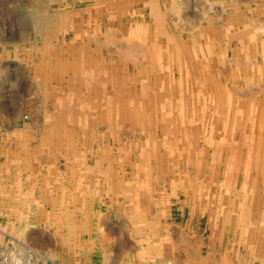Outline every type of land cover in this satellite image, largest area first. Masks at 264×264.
<instances>
[{
	"label": "rangeland",
	"instance_id": "374dc122",
	"mask_svg": "<svg viewBox=\"0 0 264 264\" xmlns=\"http://www.w3.org/2000/svg\"><path fill=\"white\" fill-rule=\"evenodd\" d=\"M32 1L0 0V264H264V0H253V3L252 0H240L241 3L234 0L236 4L233 0H47L39 4ZM41 15L50 16V29L36 25L35 17ZM160 27L166 34L163 35ZM251 33L254 39L247 37ZM104 34H108V38L111 36L114 43ZM112 47L116 48L115 52ZM126 50L132 51L131 54L125 53ZM78 63L80 74L74 71ZM92 93L95 102L91 101V104L96 106V113L91 115L94 114L96 121L89 119L86 124L95 132L90 140L86 139L85 127L81 129L84 124L78 128L70 123L52 122V118L63 113L87 120V112L81 105L90 102L87 97ZM125 102L131 103V107L128 108ZM197 108L200 113L196 112ZM97 109L105 115L114 114L112 109L119 111L120 120L109 125L100 123L96 118L100 116ZM132 111L144 114L146 123L140 121V124L138 120L125 122L121 114ZM152 128L155 136L145 142L143 133H149ZM79 129L81 132L75 137V144L73 135ZM16 135L21 136L18 141ZM217 137H222L221 143ZM136 140L143 144L132 153ZM168 142L175 144L177 151L174 150V154L169 152ZM222 148L233 149L228 154L229 160L235 156L226 167L220 164L225 154L218 155ZM155 149L159 154L151 155ZM195 167H200L199 172H193ZM124 168L126 171L121 174L120 169ZM189 180H193L192 184L187 183ZM50 198L58 205L66 204L68 210L65 212L74 214L68 218L63 216L61 209L47 205L52 203ZM103 200L109 202L102 203ZM78 201L81 202L79 211L74 209ZM112 233L119 239L114 237L116 241L112 240ZM103 247L107 249L103 251Z\"/></svg>",
	"mask_w": 264,
	"mask_h": 264
},
{
	"label": "bare ground",
	"instance_id": "6f19581e",
	"mask_svg": "<svg viewBox=\"0 0 264 264\" xmlns=\"http://www.w3.org/2000/svg\"><path fill=\"white\" fill-rule=\"evenodd\" d=\"M43 1H47V0H39L38 2H37L36 0H33L31 3H33V4H39L40 2H43ZM125 1H126V0H125ZM173 1H174V0H173ZM175 1H176V0H175ZM181 1H182V0H181ZM228 1H229V0H228ZM233 1H234V0H233ZM238 1H240V0H238ZM243 1H244V0H243ZM250 1H251V0H250ZM250 1H249V2H250ZM48 2H49V1H48ZM63 2H64V1H63ZM179 2H180V1H179ZM216 2H217V1H216ZM225 2H227V1H225ZM29 3H30V2H29ZM45 3H46V2H45ZM150 3H151V2H149V4H150ZM163 3H164V2H163ZM175 3H176V2H175ZM182 3H183V2H182ZM186 3H187V2H186ZM212 3H214V2H212ZM230 3H231V2H230ZM240 3H241V1H240ZM252 3H253V0H252ZM41 4H42V3H41ZM102 4H104V3H102ZM123 4H124V3H123ZM155 4H156V3H155ZM176 4H177V3H176ZM234 4H236L235 1H234ZM237 4H238V3H237ZM242 4H245V2H244V3L242 2ZM246 4H247V3H246ZM246 4H245V5H246ZM249 4H250V3H249ZM46 5H47V4H46ZM46 5H45V6H46ZM83 5H86V4H83ZM99 5H100V4H99ZM119 5H120V4H119ZM168 5L170 6V3H169ZM220 5H221V4H220ZM223 5H224V4H223ZM229 5H230V4H229ZM34 6H35V5H34ZM40 6L43 8L42 5H40ZM90 6H91V5H90ZM114 6H116V5H114ZM129 6H130V5H129ZM176 6H177V5H176ZM179 6H181V5L179 4ZM208 6H209V5H208ZM231 6H232V5H231ZM233 6H234V5H233ZM235 6H236V5H235ZM250 6H251V5H250ZM77 7H78V6H77ZM82 7H83V6H82ZM84 7H85V6H84ZM94 7H95V6H94ZM147 7H148V6H147ZM151 7H152V6H151ZM154 7H155V6H154ZM219 7H220V6H219ZM39 8H40V7H39ZM91 8H92V7H91ZM108 8H109V7H108ZM126 8H127V7H126ZM155 8H156V7H155ZM184 8H185V7H184ZM226 8H227V7H226ZM33 9H34V7H33ZM33 9L31 10V12H34ZM95 9H96V8H95ZM152 9H153V8H152ZM168 9H169V8H168ZM174 9H176L175 6H174ZM180 9H181V8H180ZM208 9L210 10V6H209ZM245 9H246V8H245ZM248 9H249V8H248ZM34 10H35V9H34ZM42 10H43V9H42ZM58 10H59V9H58ZM100 10H101V9H100ZM154 10H155V9H154ZM165 10H167V9H165ZM211 10H212V9H211ZM258 10H259V9H258ZM38 11H39V10H38ZM40 11H41V9H40ZM44 11H45V10H44ZM156 11L158 12L159 10H156ZM174 11H175V12L177 11V12L179 13L178 10H174ZM206 11H208V10H206ZM246 11H247V10H246ZM63 12H64V11H63ZM67 12H68V11H67ZM82 12H84V11H82ZM87 12H88V11H87ZM97 12H98V11H97ZM97 12H96V13H97ZM107 12H108V11H107ZM107 12H106V13H107ZM113 12H114V11H113ZM125 12H126V11L124 10V13H125ZM142 12H143V11H142ZM144 12H145V11H144ZM162 12H163V11H162ZM166 12H167V11H166ZM166 12H164V13H166ZM184 12H185V11H184ZM212 12H213V11H212ZM217 12H218V11H217ZM221 12H222V11H221ZM248 12H249V11H248ZM65 13H66V12H65ZM85 13H86V10H85ZM103 13H104V12H103ZM128 13H129V12H128ZM130 13H131V11H130ZM170 13H172V12H170ZM173 13H174V12H173ZM178 13H177V14H178ZM235 13H238V12L236 11ZM42 14H43V13H42ZM60 14H61V13H60ZM67 14H68V13H67ZM86 14H87V13H86ZM159 14H160V13H159ZM185 14H186V12H185ZM191 14H192V13H191ZM194 14H195V13H194ZM196 14H197V13H196ZM218 14H219V13H218ZM36 15H37V13H36ZM47 15H48V14H47ZM52 15H53V14H52ZM91 15H92V14H91ZM103 15H105V13H104ZM143 15H144V14H143ZM160 15H161V14H160ZM171 15H174V14H171ZM175 15H176V14H175ZM216 15H217V14H216ZM219 15H220V14H219ZM219 15H218V16H219ZM244 15H245V14H244ZM248 15H249V14H248ZM57 16H58V15H57ZM72 16H73V15H72ZM72 16H71V17H72ZM105 16H106V15H105ZM128 16H129V15H128ZM130 16H131V15H130ZM162 16H163V13H162ZM162 16H161V17H162ZM194 16H195V15H194ZM199 16H200V15H199ZM203 16H204V15H203ZM221 16H222V14H221ZM231 16H232V15H231ZM236 16H237V15H236ZM60 17H62V16H60ZM71 17H70V18H71ZM73 17H74V16H73ZM75 17H76V16H75ZM107 17H108V16H107ZM107 17H106V18H107ZM150 17H151V16H150ZM173 17H174V16H173ZM182 17H183V16H182ZM201 17H202V16H201ZM210 17H211V15H210ZM219 17H220V16H219ZM229 17H230V16H229ZM35 18H36V25H37V26H39V27H43V28H47V27L49 28V26H50V24H51V20L49 19L50 16L48 17V16L45 15V17H44V16L41 15V16H37V17H35ZM35 18H34V19H35ZM70 18H69V19H70ZM100 18H101V17H100ZM111 18H112V17H111ZM113 18H114V17H113ZM129 18H130V17H129ZM136 18H137V16H136ZM165 18H166V17H165ZM168 18H170V17H168ZM171 18H172V16H171ZM179 18H180V15H179ZM186 18H187V17H186ZM186 18H184V20H185ZM194 18H195V17H194ZM194 18H193V19H194ZM196 18H198V17H196ZM202 18H203V17H202ZM202 18H201V19H202ZM215 18H216V17H215ZM221 18H223V17H221ZM227 18H228V17H227ZM241 18H242V17H241ZM108 19H109V18H108ZM120 19H121V18H120ZM123 19H124V18H123ZM125 19H126V18H125ZM149 19H150V18H149ZM182 19H183V18H182ZM201 19L199 18V20H201ZM217 19H218V18H217ZM219 19H220V18H219ZM231 19H232V18H231ZM234 19H235V18H234ZM87 20H88V19H86V23H88ZM93 20H94V19H93ZM96 20H97V19H96ZM127 20H128V19H127ZM140 20H141V19H140ZM162 20H163V19H162ZM166 20L168 21V19H166ZM169 20H170V19H169ZM178 20H179V19H178ZM195 20H196V19H195ZM220 20H221V19H220ZM134 21H135V20H134ZM147 21H148V20H147ZM147 21H146V22H147ZM216 21H217V20H216ZM218 21H219V20H218ZM218 21H217V22H218ZM245 21H246V20H245ZM260 21H261V20H260ZM63 22H64V21H63ZM69 22H70V21H69ZM93 22H94V21H93ZM100 22H101V21H100ZM104 22H105V21H104ZM141 22H142V21H141ZM155 22H158V23L160 24V21H155ZM180 22H181V23H184V22H182V21H180ZM189 22H190V21H189ZM191 22H192V21H191ZM210 22H211V21H210ZM213 22H215V21H213ZM220 22H221V21H220ZM70 23H71V22H70ZM138 23H139V22H138ZM143 23H144V22H143ZM147 23H148V22H147ZM161 23H163V21H162ZM171 23H173V21H172ZM171 23H170V24H171ZM181 23H180V25H181ZM192 23H193V24H194V23L196 24L195 21L192 22ZM199 23H200V22H199ZM199 23L197 22V24H199ZM201 23H202V22H201ZM211 23H212V22H211ZM229 23H230V22H229ZM251 23H252V22H251ZM72 24H73V23H72ZM72 24H71V26H72ZM93 24H94V23H93ZM98 24H99V23H98ZM152 24H153V23H152ZM220 24H221V23H220ZM220 24H219V25H220ZM258 24H259V23H258ZM58 25H59V23H58ZM103 25H104V24H103ZM191 25H192V24H191ZM222 25H223V24H222ZM60 26H61V25H60ZM96 26L98 27L97 24H96ZM96 26L94 25V27H96ZM112 26H113V25H112ZM151 26H152V25H151ZM174 26H176V25H174ZM178 26H179V25H178ZM181 26H182V25H181ZM235 26H236V25H235ZM235 26H234V28H235ZM245 26H246V24H245ZM251 26H252V25H251ZM256 26H257V25H256ZM39 27H38V28H39ZM56 27H57V26H56ZM85 27H86V26H85ZM94 27H93V29H95ZM161 27H162V26H161ZM161 27H160V28H161ZM176 27H177V26H176ZM185 27H186V24H185ZM188 27H189V24H188ZM192 27H193V25H192ZM195 27H196V26H195ZM195 27H194V29H195ZM222 27H223V26H222ZM225 27H226V26H225ZM225 27H224V28H225ZM65 28H66V27H65ZM67 28H69V26H68ZM67 28L64 29V30H67ZM89 28H90V27H89ZM183 28H184V27H183ZM183 28H182V29H183ZM49 29H50V28H49ZM56 29H57V28H56ZM101 29H102V28H101ZM106 29H108V28H106ZM106 29H104V31H105ZM110 29H111V28H110ZM114 29H115V28H114ZM161 29H162L163 35L166 34V33H164L163 28H161ZM175 29H176V28H175ZM177 29H178V28H177ZM186 29H187V28H186ZM190 29H191V28H190ZM232 29H233V28H232ZM242 29H244V28H242ZM59 30H60V29H59ZM80 30H81V29H80ZM84 30H85V29H84ZM84 30H82V33H83V34H85V32H83ZM102 30H103V29H102ZM108 30H109V29H108ZM111 30H112V29H111ZM169 30H170V29H169ZM187 30H188V29H187ZM197 30H198V29H197ZM226 30H227V29H226ZM236 30H237V29H236ZM45 31H46V30H45ZM47 31H49V30H47ZM71 31H72V30H71ZM106 31H107V30H106ZM152 31H153V30H152ZM184 31H186V30H184ZM188 31H189V30H188ZM192 31H193V30H192ZM237 31H238V30H237ZM258 31H260V30H258ZM108 32H110V31H108ZM115 32H117V31H115ZM160 32H161V31H160ZM162 32H161V33H162ZM189 32H190V31H189ZM20 33H21V32H20ZM100 33H101V32H100ZM106 33H107V32H106ZM106 33H105V34H106ZM168 33H169V32H168ZM186 33H187V32H186ZM193 33H194V32H193ZM230 33H231V32H230ZM230 33H229V34H230ZM21 34H22V33H21ZM40 34H41V31H40ZM52 34H53V33H52ZM52 34H51V36H52ZM94 34H97V33H94ZM105 34H104V35H105ZM110 34H111V33H110ZM118 34H119V33H118ZM121 34H122V33H121ZM229 34H228V35H229ZM252 34H253V33H251V35H250V36H247V37H251V36H252V38H253V35H252ZM23 35H24V34H23ZM46 35H47V34H46ZM137 35H138V34H137ZM156 35H157V34H156ZM161 35H162V34H161ZM175 35H176V34H175ZM195 35H196V34H195ZM261 35H262V33H261ZM73 36H74V35H73ZM77 36H78V34H77ZM86 36H87V35H86ZM92 36H93V35H92ZM99 36H100V35H99ZM107 36H109V35L107 34ZM107 36L105 35L106 38H108ZM115 36H116V35H115ZM117 36H118V35H117ZM203 36H204V35H203ZM23 37H24V36H23ZM75 37H76V36H75ZM84 37H85V36H84ZM105 37H104V38H105ZM118 37H119V36H118ZM159 37H160V36H159ZM166 37H168V36H166ZM207 37H208V36H207ZM0 38H1V37H0ZM56 38H57V37H56ZM93 38H94V36H93ZM102 38H103V35H102ZM110 38H111V36L108 38L109 40H108V39H107V40L110 41V40H111ZM112 38L116 39V37H112ZM121 38H122V37H121ZM125 38H126V37H125ZM155 38H156V37H155ZM162 38H163V36H162ZM168 38H169V40L172 39V38L170 39V37H168ZM75 39H76V38H75ZM144 39H145V36H144ZM165 39H166V38H165ZM186 39H187V38H186ZM249 39H250V38H249ZM253 39H254V38H253ZM253 39H252V41H254ZM259 39L261 40V38H259ZM62 40H63V39H62ZM72 40H73V39H72ZM86 40H87V38H86ZM98 40H99V38H98ZM107 40H103V41L107 42ZM118 40H119V39H118ZM121 40H122V39H121ZM123 40H125V39H123ZM169 40H168V42H169ZM54 41H55V40H54ZM59 41H60V40H59ZM111 41H112V43H114L113 40H111ZM111 41H110V42H111ZM119 41H120V40H119ZM119 41H118V42H119ZM131 41H132V40H131ZM149 41H150V40H149ZM166 41H167V40H166ZM166 41H165V43H166ZM188 41H189V40H188ZM213 41H214V40H213ZM238 41L241 43L240 40H238ZM238 41H237V43H238ZM48 42H49V41H48ZM56 42H57V41H56ZM81 42H83V41H81ZM92 42H94V41H92ZM134 42H135V41H134ZM173 42H174V41H173ZM173 42H172V43H173ZM195 42H196V41H195ZM215 42H216V41H215ZM70 43H73V42H70ZM124 43H126V42H124ZM130 43H131V42H130ZM172 43H171V44H172ZM189 43H190V42H189ZM224 43H225V42H224ZM240 43H238V44H240ZM245 43H246V42H245ZM259 43H262V41L259 42ZM97 44L99 45V43H97ZM106 44H107V43H106ZM109 44H110V43H109ZM136 44H137V43H136ZM143 44H144V43H143ZM173 44H175V43H173ZM173 44H172V45H173ZM185 44H186V43H185ZM50 45H51V44H50ZM87 45H88V44H87ZM100 45H101V44H100ZM112 45L114 46V44H112ZM115 45H116V42H115ZM120 45H121V44H120ZM122 45H123V44H122ZM122 45H121V46H122ZM124 45H125V44H124ZM124 45H123V46H124ZM157 45H158V44H157ZM159 45H160V44H159ZM236 45H237V44H236ZM260 45H261V44H260ZM263 45H264V44H263ZM102 46H103V45H102ZM109 46H111V45H109ZM135 46H136V45H135ZM138 46H139V45H138ZM190 46H191V44H190ZM205 46H206V45H205ZM258 46H259V45H258ZM98 47H99V46H98ZM105 47H106V46H105ZM114 47H115V46H114ZM117 47H118L119 50H120V46H117ZM124 47H125V46H124ZM126 47H127V44H126ZM143 47H145V46L143 45ZM73 48H74V47H73ZM93 48H94V47H93ZM101 48H102V47H101ZM112 48H113V47H112ZM112 48H110V49H112ZM127 48H128V47H127ZM130 48H131V47H130ZM173 48H174V46H173ZM200 48H201V47H200ZM259 48H260V47H259ZM45 49H46V47H45ZM104 49H105V48H104ZM107 49H109V47H108ZM113 49H114V52H115V51H116V50H115L116 48H113ZM133 49H134V47H133ZM140 49H141V47H140ZM246 49H247V48H246ZM52 50H54V49H52ZM85 50H86V49H85ZM87 50H88V49H87ZM105 50H106V49H105ZM144 50H145V52H146V49H144ZM170 50H171V49H170ZM198 50H199V49H198ZM207 50H208V49H207ZM78 51H79V50H78ZM108 51H109V50H108ZM120 51H121V53H122V50H120ZM134 51H135V50H134ZM142 51H143V50H142ZM174 51H175V50H174ZM177 51H178V50H177ZM193 51H194V50H193ZM199 51H200V50H199ZM247 51H248V50H247ZM262 51H263V50H262ZM111 52H112V50H111ZM114 52H113V53H114ZM117 52H118V51H117ZM128 52H129V50H128ZM128 52H127V50L125 51V53H128ZM130 52H132V51H130ZM130 52H129V54H131ZM138 52H139V50H138ZM229 52H230V51H229ZM51 53H53V52H51ZM86 53H88V52H86ZM136 53H137V49H136ZM140 53H141V52H140ZM156 53H157V52H156ZM158 53H159V52H158ZM246 53H247V52H246ZM262 53H263V52H262ZM262 53H261V54H262ZM116 54H118V53H116ZM123 54H124V53H123ZM123 54H122V56H124ZM137 54H138V53H137ZM144 54H145V53H144ZM146 54H147V53H146ZM163 54H164V53H163ZM178 54H179V53H178ZM100 55H101V54H100ZM100 55H99V56H100ZM111 55H112V54H111ZM133 55L135 56V54H133ZM133 55H132V57H133ZM234 55H235V54H234ZM122 56H121V57H122ZM158 56H159V55H158ZM171 56H172V55H171ZM203 56H204V55H203ZM245 56H247V55H245ZM245 56H244V59L247 60V57L245 58ZM118 57H119V56H118ZM130 57H131V56H130ZM226 57H227V56H226ZM232 57H233V56H232ZM50 58H51V57H50ZM50 58H49V59H50ZM100 58H101V57H100ZM122 58H124V57H122ZM126 58H127V57H126ZM140 58H141L140 61H142V60H143V59H142V55H140ZM222 58H223V57H222ZM101 59H102V58H101ZM119 59H120V58H119ZM127 59H128V58H127ZM133 59H134V58H133ZM138 59H139V58H138ZM50 60H51V59H50ZM128 60H129V59H128ZM166 60H167V59H166ZM88 61H89V60H88ZM159 61H160V60H159ZM164 61H165V60H164ZM98 62H99V61H98ZM98 62H97V63H98ZM160 62H161V61H160ZM201 62H202V61H201ZM113 63H114V62H113ZM124 63H125V62H124ZM177 63H178V61H177ZM231 63H232V62H231ZM234 63H235V62H234ZM95 64H96V63H95ZM166 64H167V63H166ZM238 64H240V62H239ZM238 64H237V65H238ZM52 65H53V64H52ZM134 65H135V64H134ZM168 65H169V64H168ZM178 65H179V64H178ZM233 65H234V64H233ZM131 66H132V65H131ZM183 66H184V65H183ZM197 66H198V65H197ZM113 67H114V64H113ZM162 67H163V66H162ZM88 68H89V65H88ZM160 68H161V66H160ZM167 68H168V67H167ZM85 69H86V68H85ZM138 69H139V68H138ZM198 69H199V68H198ZM259 69H260V68H259ZM3 70H4V69H3ZM39 70H40V69H39ZM123 70H124V69H123ZM123 70H122V71H123ZM184 70H186V68H185ZM196 70H197V69H196ZM74 71H76V73L80 74L81 68H80V66H79V63L76 65ZM95 71H96V70H95ZM167 72H168V71H167ZM99 73H100V72H99ZM137 74H138V73H137ZM184 74H185V73H184ZM197 74H198V73H197ZM42 75H43V74H42ZM67 75H68V74H67ZM121 75H122V74H121ZM178 75H179V74H178ZM50 76H51V75H50ZM182 76H183V75H182ZM184 76H185V75H184ZM144 77H145V76H144ZM106 78H107V77H106ZM129 78H131V77H129ZM167 78H168V77H167ZM179 78H180V75H179ZM87 79H88V78H87ZM107 79H108V78H107ZM127 79H128V78H127ZM161 79H162V78H161ZM184 79H185V78H184ZM193 79H194V78H193ZM49 80H50V79H49ZM120 80H121V79H120ZM166 80H167V79H166ZM166 80H165V81H166ZM81 81H82V80H81ZM194 81H196V80H194ZM200 81H201V80H200ZM142 82H143V81H142ZM144 82H145V81H144ZM144 82H143V83H144ZM160 82H161V81H160ZM166 82H167V81H166ZM184 82H185V81H184ZM210 82H211V81H210ZM81 83H82V82H81ZM86 83H88V82H86ZM91 83H92V82H91ZM139 83H140V85H141V81H139ZM193 83H195V82H193ZM198 83H199V82H198ZM160 84L162 85V83H160ZM32 85H33V84H32ZM42 85H43V84H42ZM45 85H46V84H45ZM88 85H89V84H88ZM136 85H137V84H136ZM140 85H139V86H140ZM167 85H168V84H167ZM199 85H200V84H199ZM203 85H204V84H203ZM80 86H81V85H80ZM99 86H100V85H99ZM16 87H17V86H16ZM31 87H32V86H31ZM33 87H34V85H33ZM92 87H93V85H92ZM144 87H145V86H144ZM148 87H149V86H148ZM160 87H161V86H160ZM160 87H159V88H160ZM180 87H181V86H180ZM190 87H191V86H190ZM195 87H196V86H195ZM200 87H201V85H200ZM34 88H35V87H34ZM131 88H132V86H131ZM149 88H150V87H149ZM168 88H169V87H168ZM202 88H203V87H202ZM220 88H221V87H220ZM45 89H46V88H45ZM47 89H48V88H47ZM62 89H63V88H62ZM100 89H101V88H100ZM153 89H154V88H153ZM189 89H190V88H189ZM225 89H226V88H225ZM15 90H16V89H15ZM70 90H71V89H70ZM157 90H158V89H157ZM197 90L199 91V89H197ZM203 90H204V89H203ZM47 91H49V90H47ZM50 91H51V90H50ZM66 91H67V90H66ZM72 91H73V90H72ZM99 91H100V92H99V95H98V96H99L100 99H101V100H99V101H101V103H102V101H103V100H102V96H100L101 90H99ZM127 91H128V90H127ZM134 91H136V90H134ZM153 91H154V90H153ZM160 91H161V89H160ZM165 91H166V90H165ZM177 91H178V90H177ZM193 91H194V90H193ZM216 91H217V90H216ZM216 91H215V92H216ZM12 92H13V91H12ZM31 92H33V91H31ZM51 92H52V91H51ZM123 92H124V91H123ZM144 92H145V91H144ZM157 92H158V91H157ZM10 93H11V92H10ZM14 93H15V92H14ZM28 93H29V92H28ZM35 93L37 94V92H35ZM40 93H42V92H40ZM93 93H94V92H93ZM93 93L91 94L92 97H91V96L87 97V98L90 99V102H87V101H86V102H83L82 105H81V107H83V108L85 109V111L87 112V114H86V116H87V120H85V118L82 119L81 116H80V118H79L78 116H75L74 114H72V116H70L69 113H68V114L63 113V114L58 115V117H56V118H55V117L52 118V119H51L52 122H53V123H57V122L70 123V124H73V126H74V125L79 126L80 124H84L83 127H82L81 129H84V127H85V129H84L83 131H84L85 134H88V135L86 136V137H87L86 139H87V140H90L92 134H94L95 132L93 133V131H91V129H88V128H87L88 126H86V124H87V121H88L89 119H94V118H95L94 114L96 113V111H95V107H96V106H92L91 101H93V103L95 102L94 94H95L96 92H95L94 94H93ZM173 93H174V92H173ZM185 93H186V92H185ZM193 93H194V92H193ZM212 93H213V92H212ZM219 93H222L221 90H220ZM33 94H34V93H33ZM46 94H47V93H46ZM62 94H63V93H62ZM62 94H61V95H62ZM121 94H123V93H121ZM179 94H180V91H179ZM16 95H18V93H17ZM21 95H22V93H21ZM27 95H28V94H27ZM34 95H35V94H34ZM42 95H43V94H42ZM51 95H53V94H51ZM68 95H69V94H68ZM70 95H71V93H70ZM73 95H74V94H73ZM87 95H88V94H87ZM139 95H140V94H139ZM139 95H138V96H139ZM162 95H163V94H162ZM173 95H174V94H173ZM183 95H184V94H183ZM194 95H195V94H194ZM12 96H13V95H12ZM18 96H19V95H18ZM22 96H23V95H22ZM30 96H31V95H30ZM56 96H57V94H56ZM62 96H63V95H62ZM66 96H67V93H66ZM66 96H64V97L66 98ZM113 96H114V95H113ZM131 96H132V94H131ZM181 96H182V95H180V97H181ZM240 96H242V95H240ZM32 97H33V96H32ZM39 97H40V96H39ZM47 97H48V96H47ZM68 97H69V96H68ZM70 97H71V96H70ZM116 97H117V96H116ZM139 97H140V96H139ZM162 97H163V96H162ZM194 97H195V96H194ZM211 97H212V96H211ZM214 97H215V96H214ZM33 98H34V97H33ZM91 98H92V99H91ZM167 98H168V97H167ZM177 98H178V97H177ZM227 98H228V96H227ZM239 98H240V97H239ZM10 99H13V98H10ZM30 99H31V98H30ZM111 99H112V97H111ZM130 99H131V98H130ZM133 99H134V98H133ZM138 99H141V97L138 98ZM145 99H146V97H145ZM165 99H166V98H165ZM185 99H186V98H185ZM185 99H184V100H185ZM241 99H242V98H241ZM31 100H32V99H31ZM44 100H45V99H44ZM66 100H67V98H66ZM87 100H88V99H87ZM174 100H175V99H174ZM230 100H231V98H230ZM232 100H233V99H232ZM11 101H12V100H11ZM125 101H126V100H125ZM128 101H129V100H128ZM131 101H132V100H131ZM141 101H142V100H141ZM163 101H164V100H163ZM237 101H238V100H237ZM8 102H9V101H8ZM31 102H32V101H29V103H31ZM35 102H36V101H35ZM37 102H38V101H37ZM63 102H64V101H63ZM111 102H112V100H111ZM115 102H116V101H115ZM139 102H140V101H139ZM142 102H143V101H142ZM203 102H204V101H203ZM208 102H209V101H208ZM215 102H216V100H215ZM222 102H223V101H222ZM9 103H12V102H9ZM32 103H33V102H32ZM44 103H46V102H44ZM121 103H122V101H121ZM128 103H129V102H128ZM128 103L126 104V102H125L126 106H127L128 108H130L132 104H131V103L128 104ZM134 103H135V102H134ZM134 103H133V104H134ZM204 103H205V102H204ZM228 103H229V102H227L226 104H228ZM234 103H235V102H234ZM63 104H64V103H63ZM68 104H69V103H68ZM95 104H96V103H95ZM142 104H143V103H142ZM235 104H236V103H235ZM2 105H3V103H2ZM12 105H13V104H12ZM145 105H146V104H145ZM145 105H144V106H145ZM43 106H44V105H43ZM69 106H70V104H69ZM100 106H101V108H102V104H100ZM112 106H113V105H112ZM138 106H140V105H138ZM138 106H137V107H138ZM195 106H196V105H195ZM195 106H194V107H195ZM221 106H223V105H221ZM230 106H231V105H230ZM251 106H252V104H251ZM260 106H261V105H260ZM5 107H6V106H5ZM11 107H12V106H11ZM11 107H10V105H9V111L12 112V110H10ZM48 107H49V106H48ZM50 107H51V106H50ZM50 107H49V108H50ZM67 107H68V105H67ZM114 107H115V106H114ZM205 107H207V106H205ZM211 107H212V106H211ZM233 107L235 108V106H233ZM14 108H15V107H14ZM49 108H48V109H49ZM111 108H112V107H111ZM117 108H119V106H118ZM145 108H146V107H145ZM149 108H150V107H149ZM151 108H152V107H151ZM187 108H188V107H187ZM4 109H5V108H4ZM6 109H7V107H6ZM17 109H18V108H17ZM37 109H38V108H37ZM46 109H47V108H45V110H46ZM50 109H51V108H50ZM62 109H63V106H62ZM62 109H61V110H62ZM98 109H99V108H98ZM98 109H97V112L100 111V110H98ZM103 109H104V108H103ZM202 109H203V108H202ZM208 109H209V108H208ZM218 109H219V108H218ZM218 109H217V110H218ZM1 110H2V108H1ZM51 110H52V109H51ZM101 110H102V109H101ZM131 110H132V109H131ZM135 110H136V109H135ZM182 110H183V109H182ZM210 110H211V109H210ZM219 110H220V109H219ZM227 110H229V109L227 108ZM227 110H226V111H227ZM240 110H241V109H240ZM240 110H239V112H240ZM35 111H36V110H35ZM35 111H34V112H35ZM141 111H142V110H141ZM190 111H191V110H190ZM211 111H212V110H211ZM3 112H4V110H3ZM6 112H7V111H6ZM38 112H39V111H38ZM77 112H78V111H77ZM88 112H89L90 114H89ZM93 112H94V114L91 115ZM112 112H113L114 114L106 113V115L104 114L103 111H101L100 113L98 112V113L100 114V116H98V117H96V118L100 119V120H99L100 123L105 122V123H107L108 125L111 124V123H112V124H113V123H116V122H118V119H119V115H118V114H120V113H119V111L116 112V111H114L113 109H112ZM146 112H147V111H146ZM183 112H184V111H183ZM196 112H198V108H197V111H196ZM203 112H204V110H203ZM205 112H206V111H205ZM215 112H216V111H215ZM241 112H242V110H241ZM241 112H240V114H241ZM7 113H8V112H7ZM52 113H53V112H52ZM55 113H56V112H55ZM121 113H122V110H121ZM180 113H181V112H180ZM198 113H200V112H198ZM201 113H202V111H201ZM242 113H243V112H242ZM9 114H10V113H9ZM49 114H50V113H49ZM88 114H89V115H88ZM99 114H98V115H99ZM184 114H185V113H184ZM194 114H195V113H194ZM196 114H197V113H196ZM213 114H214V113H213ZM2 115H3V114H1V116H2ZM37 115H38V113H37ZM52 115H53V114H52ZM78 115H79V114H78ZM121 115H122L123 120H124L125 122H130L131 120H134V121H137V120H138V121H137L138 123H140V121L146 123V122H145V119H146L147 117H146L144 114H142L141 112H133V111H132V112H130V114H127V112H124V114H121ZM151 115H152V114H151ZM205 115H206V113H205ZM208 115H209V114H208ZM211 115H212V114H211ZM217 115H218V114H217ZM7 116H8V114H7ZM11 116H12V114H11ZM149 116H150V115H149ZM198 116H199V115H198ZM242 116H243V115H242ZM5 117H6V116H5ZM14 117H15V116H14ZM130 117H132L133 119L130 118ZM202 117H203V116L201 115L200 118H202ZM3 118H4V117H3ZM8 118H9V117H8ZM26 118H28V117H26ZM180 118H181V117H180ZM196 118H197V116H196ZM204 118H205V117H204ZM226 118H227V116H226ZM234 118H235V117H234ZM250 118H251V117H250ZM4 119H5V118H4ZM10 119H11V118H9V120H10ZM15 119H16V118H15ZM31 119H33V118H31ZM186 119H187V118H186ZM202 119H203V118H202ZM202 119H201V120H202ZM231 119H232V118H231ZM20 120H21V119H20ZM94 120H95V119H94ZM119 120H120V119H119ZM123 120H122V121H123ZM203 120H204V119H203ZM220 120H221V119H220ZM237 120H238V119H237ZM239 120H241V119H239ZM2 121H3V120H2ZM12 121H13V120H12ZM28 121H29V120H28ZM36 121H37V119H36ZM40 121H41V120H40ZM45 121H47V117H45ZM95 121H96V120H95ZM151 121L153 122L154 120H151ZM174 121H175V120H174ZM209 121H211V120H209ZM15 122H16V121H15ZM29 122H30V121H29ZM180 122H181V121H180ZM192 122H193V121H192ZM240 122H241V121H240ZM242 122H243V121H242ZM1 123H2V122H1ZM10 123H11V122H9L8 124H10ZM171 123H172V122H171ZM175 123H176V122H175ZM190 123H191V122H190ZM205 123H206V121H205ZM212 123H213V121H212ZM4 124H5V123H4ZM92 124H93V123H92ZM92 124H91V125H92ZM94 124H95V123H94ZM130 124H131V123H130ZM140 124H141V123H140ZM163 124H164V123H163ZM34 125H35V124H34ZM99 125H100V124H99ZM137 125H138V124H137ZM146 125H148V123H147ZM154 125H155V124H154ZM166 125H167V124H166ZM180 125H181V124H180ZM222 125H224V124L222 123ZM233 125H234V124H233ZM0 126H1V125H0ZM5 126H6V125H5ZM9 126H10V125H9ZM9 126H8V128H9ZM13 126H14V125H13ZM41 126H42V125H41ZM53 126H54V125H53ZM113 126H114V125H113ZM113 126H112V127H113ZM130 126H131V125H130ZM141 126H142V125H141ZM141 126H140V127H141ZM143 126H144V125H143ZM169 126H170V125H169ZM182 126H183V125H182ZM214 126H215V125H214ZM10 127H11V126H10ZM25 127H26V126H25ZM33 127H34V126H33ZM33 127H32V128H33ZM98 127H99V126H98ZM116 127H117V126H116ZM144 127H145V126H144ZM152 127H153V125H152ZM200 127H201V125H200ZM200 127H199V128H200ZM3 128H4V125H3ZM32 128H31V129H32ZM78 128H80V126H79ZM94 128H95V127H94ZM107 128H108V126H107ZM113 128H114V127H113ZM142 128H143V127H142ZM146 128H147V127H146ZM153 128H154V127H153ZM153 128H152V129H149V133H143V134H144V140H145V142L148 140V138H151V139L154 138L155 134H154V136H153V133H152ZM163 128H164V127H163ZM169 128H171V127H169ZM178 128H179V127H178ZM207 128H208V127H207ZM209 128L211 129L210 126H209ZM223 128H224V127L222 126L221 131L223 130ZM227 128H228V127H227ZM238 128H239V126H238ZM242 128H243V127H242ZM1 129H2V128H1ZM26 129H27V128H26ZM35 129H37V128H35ZM108 129H109V128H108ZM121 129H122V128H120V130H121ZM129 129H130V128H129ZM134 129H137V128H134ZM180 129H182V128L180 127ZM192 129H193V128H192ZM195 129H196V128H195ZM210 129H209V130H210ZM3 130H4V129H3ZM5 130H6V129H5ZM9 130H11V129H9ZM15 130H16V128H15ZM65 130H66V129H65ZM86 130H87V131H86ZM102 130H103V128H102ZM111 130H113V129H111ZM120 130H119V131H120ZM141 130H142V129H141ZM154 130H155V129H154ZM169 130H170V129H169ZM185 130H186V129H185ZM185 130H184V132H185ZM198 130H199V129H198ZM209 130H207V131L209 132ZM54 131H55V130H54ZM107 131H108V130H107ZM121 131H122V130H121ZM131 131H132V130H131ZM131 131H128V132H131ZM172 131H173V130H172ZM195 131H196V130H195ZM199 131H200V130H199ZM203 131H204V129H203ZM235 131H236V130H235ZM237 131H238V130H237ZM249 131H250V130H249ZM37 132H38V129H37ZM80 132H81L80 129H79L78 131L74 132V135H73L74 143H75V140H76L75 137H77V135H78ZM105 132H106V131H105ZM116 132H118V131L116 130ZM143 132H144V131H143ZM146 132H147V131H146ZM187 132H188V131H187ZM196 132H197V131H196ZM196 132H195V133H196ZM218 132H219V131H218ZM241 132H242V129H241ZM43 133H44V132H43ZM55 133H56V132H55ZM55 133H54V134H55ZM120 133H121V132H120ZM126 133H127V132H126ZM133 133H134V132H133ZM175 133H176V131H175ZM188 133H189V132H188ZM199 133H200V132H199ZM199 133H198V134H199ZM214 133H215V132H214ZM260 133H261V132H260ZM110 134H111V133H110ZM116 134H117V133H116ZM123 134H124V132H123ZM169 134H170V133H169ZM208 134H209V133H208ZM223 134H224V133H223ZM223 134H222V135H223ZM251 134H252V133H251ZM104 135H105V134H104ZM113 135H114V133H113ZM119 135H120V134H119ZM121 135H122V134H121ZM126 135H127V134H126ZM136 135H137V134H136ZM138 135H139V134H138ZM164 135H165V134H164ZM177 135H178V134H177ZM205 135H206V134H205ZM64 136H65V135H64ZM64 136H63V137H64ZM127 136H128V135H127ZM133 136H134V134H133ZM141 136H142V134H141ZM168 136H169V135H168ZM179 136H180V135H179ZM185 136L187 137L186 134H185ZM203 136H204V135H203ZM212 136H213V135H212ZM216 136H217V135H216ZM41 137H42V136H41ZM82 137H83V136H82ZM123 137H124V136H123ZM157 137H158V136H157ZM183 137H184V136H183ZM248 137H249V136H248ZM3 138H4V136H3ZM20 138H21L20 135H16V137H15V139H16L17 141H18V139H20ZM102 138H103V137H102ZM178 138H179V137H178ZM180 138H181V136H180ZM184 138H185V137H184ZM196 138H197V137H196ZM217 138H218V137H217ZM221 138H222V137H221ZM221 138H220V139H221ZM228 138H229V137H228ZM1 139H2V138H1ZM1 139H0V141H1ZM10 139H11V138H10ZM62 139H63V138H62ZM122 139H123V138H122ZM151 139H150V140H151ZM158 139H159V138H158ZM175 139H176V137H175ZM218 139H219V138H218ZM220 139H219V140H220ZM235 139H236V138H235ZM129 140H130V139H129ZM142 140H143V139H142ZM156 140H157V139H156ZM173 140H174V139H173ZM177 140H178V139H177ZM183 140H185V139H183ZM197 140H198V139H197ZM197 140H196V141H197ZM209 140H211V139H208V141H209ZM238 140H239V139L237 138L236 141H238ZM240 140H241V139H240ZM9 141H10V140H9ZM78 141H79V140H78ZM118 141H119V140H118ZM124 141H125V140H124ZM127 141H128V140H127ZM127 141H126V142H127ZM185 141H187V140H185ZM193 141H194V140H193ZM222 141H224V140H222ZM1 142H2V141H1ZM22 142H23V141H22ZM83 142H85V141H83ZM133 142H134V141H133ZM188 142H189V141H188ZM206 142H207V141H206ZM209 142H210V141H209ZM209 142L207 143L208 145H209ZM218 142H219V141H218ZM231 142H234V141H231ZM248 142H249V141H248ZM4 143H5V142H4ZM46 143H47V142H46ZM87 143H88V142H87ZM124 143H125V142H124ZM127 143H128V142H127ZM127 143H126V144H127ZM175 143H176V142H175ZM184 143H185V142H184ZM186 143H187V142H186ZM191 143H192V142H190V145H191ZM197 143H198V142H197ZM210 143H211V142H210ZM220 143H221V140H220ZM222 143H223V142H222ZM226 143H228V142H226ZM226 143H225V144H226ZM239 143H241V142H239ZM24 144H25V142H24ZM27 144H28V143H27ZM71 144H73V140H72ZM75 144H76V143H75ZM100 144H101V143H100ZM107 144H108V143H107ZM141 144H143V143H141ZM141 144L139 143V141L136 140V142H134V145H133V150H134V151H132V153L137 152V151H138V147H140ZM167 144H168V146L170 145V146H169V148H170V149H169V152H170V153H172L174 150L177 151V149H176V147H175V144H173L172 142H168ZM195 144H196V142H195ZM195 144L193 145L194 147H195ZM216 144H217V143H216ZM218 144H219V143H218ZM236 144H237V143H236ZM1 145H2V144H1ZM5 145H6V144H5ZM9 145H10V144H9ZM61 145H62V144H61ZM88 145H89V144H88ZM113 145H114V144H113ZM147 145H148V144H147ZM186 145H187V144H186ZM186 145H185V146H186ZM208 145H207V147H208ZM221 145H222V144H221ZM230 145H231V143H230ZM247 145H248V144H247ZM252 145H253V144H252ZM193 146H192V147H193ZM236 146H237V145H236ZM241 146H242V145H241ZM253 146H254V145H253ZM21 147H22V146H21ZM54 147H55V145H54ZM78 147H79V146H78ZM88 147H89V146H88ZM88 147H87V148H88ZM111 147H112V146H111ZM129 147H130V146H129ZM141 147H142V146H141ZM202 147H203V146H202ZM237 147H238V146H237ZM1 148H2V147H1ZM61 148H62V147H61ZM73 148H74V147H73ZM153 148H155V147H153ZM187 148H188V147H187ZM189 148H190V146H189ZM196 148H197V147H196ZM250 148H251V147H250ZM3 149H4V148H3ZM6 149H7V147H6ZM8 149H9V148H8ZM55 149H56V148H55ZM79 149H80V148H79ZM126 149H127V148H126ZM61 150H63V149H61ZM74 150H75V149H74ZM86 150H87V149H86ZM111 150H112V148H111ZM114 150H115V149H114ZM131 150H132V149H131ZM159 150H160V149H159ZM186 150H187V149H186ZM232 150H233V149H232ZM232 150H228V149H226V148H222V149L219 150V154H218L219 156H220V154H225V155H224L225 158L222 159V160L220 159V164H221V166H223V167L225 166V167H226L228 164H231V163H232V161H230V160H233V161H234L235 156L230 157V160H229V158H228V154H229V152H233ZM237 150H238V149H237ZM244 150H247V148L244 149ZM3 151H4V150H3ZM11 151H12V150H11ZM55 151H56V150H55ZM67 151H68V149H67ZM67 151H66V152H67ZM192 151H194V150L192 149ZM127 152H128V151H127ZM129 152H130V151H129ZM129 152H128V154H129ZM144 152H145V151H144ZM160 152H161V151H160ZM186 152H187V151H186ZM235 152H236V151H235ZM235 152H234V153H235ZM51 153H52V152H51ZM61 153H62V152H61ZM124 153H125V152H124ZM151 153H152L151 155H156L158 152H157V150L155 149V150H153ZM165 153H166V152H165ZM170 153H169V154H170ZM177 153H178V152H177ZM190 153H191V152H190ZM238 153H239V152H238ZM1 154H2V152H1ZM4 154H6V152H5ZM59 154H60V153H59ZM158 154H159V153H158ZM172 154H174V152H173ZM172 154H170V155H172ZM183 154H184V153H183ZM210 154H211V153H210ZM244 154H245V153H244ZM9 155H10V154H9ZM21 155H22V154H21ZM27 155H28V154H27ZM79 155H80V154H79ZM97 155H98V154H97ZM133 155H134V154H133ZM237 155H238V154H237ZM7 156H8V155H7ZM25 156H26V154H25ZM53 156H54V155H53ZM63 156H64V155H63ZM67 156H68V155H67ZM99 156H100V155H99ZM124 156H126V155H124ZM135 156H136V155H135ZM181 156H182V155H181ZM212 156H213V154H212ZM0 157H1V156H0ZM4 157H5V156H4ZM37 157H38V156H37ZM83 157H84V156H83ZM109 157H110V156H109ZM141 157H144V154H142ZM163 157H164V156H163ZM165 157H166V156H165ZM167 157H168V156H167ZM167 157H166V158H167ZM187 157H188V156H187ZM191 157H192V156H191ZM245 157H246V156H245ZM18 158H19V157H18ZM18 158H17V159H18ZM34 158H35V157H34ZM38 158H39V157H38ZM52 158H53V157H52ZM125 158H126V157H125ZM185 158H186V157H185ZM185 158H184V159H185ZM209 158H210V157H209ZM3 159H4V158H3ZM8 159H9V158H8ZM31 159H32V158H31ZM40 159H41V158H40ZM102 159H103V158H102ZM167 159H168V158H167ZM195 159H196V158H195ZM240 159H241V158H240ZM20 160H21V159H20ZM32 160H33V159H32ZM34 160H35V159H34ZM55 160H56V159H55ZM58 160H59V159H58ZM64 160H65V159H64ZM165 160H166V159H165ZM179 160H180V159H179ZM187 160H188V159H187ZM193 160H194V159H193ZM210 160H211V158H210ZM16 161H18V160H16ZM29 161H30V160H29ZM41 161H42V160H41ZM65 161H67V160H65ZM69 161H70V160H69ZM73 161H74V159H73ZM75 161H78V160L76 159ZM96 161H97V160H96ZM100 161H101V160H100ZM158 161H159V160H158ZM168 161H169V160H168ZM181 161H182V160H181ZM239 161H240V160H239ZM2 162H3V161H2ZM11 162H12V160H11ZM11 162H10V163H11ZM116 162H117V161H116ZM129 162H130V161H129ZM159 162H160V161H159ZM0 163H1V162H0ZM3 163H4V162H3ZM13 163H16V162H14V160H13ZM17 163H18V162H17ZM49 163H50V162H49ZM55 163H57V162L55 161ZM83 163H84V162H83ZM97 163H99V162L97 161ZM97 163H96V165H97ZM103 163H104V162H103ZM118 163H119V162H118ZM138 163H139V162H138ZM157 163H158V162H157ZM162 163H163V162H162ZM176 163H177V162H176ZM182 163H183V162H182ZM211 163H212V162H211ZM237 163H238V162H237ZM240 163H241V162H240ZM248 163H249V162H248ZM1 164H2V163H1ZM86 164H87V163H86ZM120 164H121V163H120ZM122 164H123V163H122ZM165 164H166V162H165ZM177 164H178V163H177ZM184 164H185V163H184ZM8 165H9V164H8ZM54 165H55V164H54ZM57 165H58V164H57ZM109 165H110V162H109ZM113 165H114V162H113ZM186 165H187V164H186ZM217 165H218V163H217ZM251 165H252V164H251ZM9 166H10V165H9ZM9 166H8V167H9ZM11 166H12V165H11ZM17 166H18V165H17ZM36 166H37V165H36ZM36 166H35V167H36ZM52 166H53V165H52ZM52 166H51V167H52ZM75 166H76V165H75ZM83 166H84V165H83ZM110 166H111V165H110ZM114 166H115V165H114ZM162 166H163V165H162ZM165 166H166V165H165ZM232 166H233V165H232ZM4 167H5V164H4ZM24 167H25V165H24ZM43 167H44V166H43ZM49 167H50V166H49ZM67 167H68V166H67ZM67 167H66V168H67ZM105 167H106V166H105ZM129 167H130V165H129ZM155 167H156V166H155ZM218 167H219V166H218ZM229 167H230V165H229ZM236 167H237V166H236ZM2 168H3V167H2ZM25 168H27V167H25ZM101 168H102V167H101ZM130 168H131V167H130ZM237 168H238V167H237ZM4 169H5V168H4ZM15 169H16V168H15ZM50 169H51V168H50ZM77 169H78V168H76V171H77ZM102 169H103V168H102ZM170 169H171V168H170ZM170 169H169V170H170ZM193 169H194L193 172H194V173H197V172H199L198 170H200V167H195V168H193ZM220 169H221V168H220ZM232 169H233V168H232ZM29 170H30V169H29ZM45 170H46V169H45ZM47 170H48V169H47ZM47 170H46V172H48ZM54 170H55V169H54ZM84 170H85V169H84ZM113 170H114V169H113ZM115 170H116V169H115ZM130 170H132V169H130ZM178 170H179V169H178ZM189 170H190V169H189ZM233 170H234V169H233ZM248 170H249V169H248ZM248 170H247V171H248ZM1 171H2V170H1ZM18 171H19V170H18ZM108 171H109V170H108ZM124 171H126L125 168H124V169H120V173H121V174H124ZM141 171H143V170H141ZM185 171H186V170H185ZM225 171H226V170H225ZM260 171H261V170H260ZM3 172H4V171H3ZM9 172H10V171H9ZM13 172H14V171H13ZM82 172H83V171H82ZM113 172H114V171H113ZM127 172H128V171H127ZM133 172H134V171H133ZM170 172H171V171H170ZM186 172H189V171H186ZM226 172H230V171H226ZM63 173H64V172H63ZM97 173H98V172H97ZM120 173H119V174H120ZM171 173H172V172H171ZM194 173H193V175H194ZM223 173H225V172H223ZM9 174H10V173H9ZM13 174H14V173H13ZM24 174H25V173H24ZM67 174H68V173H67ZM95 174H96V173H95ZM100 174H101V173H100ZM106 174H108V173H106ZM173 174H174V173H173ZM183 174H184V173H183ZM183 174H182V176H183ZM186 174H188V173H186ZM210 174H211V173H210ZM210 174H209V175H210ZM218 174H219V173H218ZM226 174H227V173H226ZM11 175H12V174H11ZM22 175H23V174H22ZM54 175H55V174H54ZM54 175H53V176H54ZM57 175H58V174H57ZM104 175H105V174H104ZM126 175H127V174H126ZM126 175H125V176H126ZM131 175H132V174H131ZM156 175H157V174H156ZM175 175H176V174H175ZM188 175H189V174H188ZM193 175H192V176H193ZM18 176H19V175H18ZM23 176H24V175H23ZM41 176H42V175H41ZM66 176H67V175H66ZM121 176H122V175H121ZM140 176H141V175H140ZM229 176H230V174H229ZM25 177H26V176H25ZM27 177H28V176H27ZM47 177H48V176H47ZM49 177H51V176H49ZM63 177H64V176H63ZM102 177H103V176H102ZM116 177H117V176H116ZM122 177H123V176H122ZM214 177H215V176H214ZM76 178H77V177H76ZM86 178H87V177H86ZM111 178L114 179L112 176H111ZM136 178H137V177H136ZM185 178H186V177H185ZM219 178H220V177H219ZM10 179H11V178H10ZM30 179H32V178H30ZM33 179H34V178H33ZM40 179H41V178H40ZM56 179H57V178H56ZM61 179H62V178H61ZM84 179H85V178H84ZM121 179H122V178H121ZM150 179H151V178H150ZM3 180H4V179H1V181H3ZM47 180H48V179H47ZM62 180H63V179H62ZM72 180H73V179H72ZM131 180H132V179H131ZM175 180H176V179H175ZM180 180H181V179H180ZM185 180H186V179H185ZM10 181H11V180H10ZM126 181H127V179H126ZM161 181H162V180H161ZM170 181H171V180H170ZM191 181H193V180H189V181H187V183H188V184H192ZM13 182H14V181H13ZM15 182H16V181H15ZM38 182H39V181H38ZM59 182H60V180H59ZM62 182H63V181H62ZM80 182H81V181H80ZM116 182H118V179H116ZM172 182H173V181H172ZM214 182H215V180H214ZM216 182H218V181H216ZM6 183H8V182H6ZM10 183H11V182H10ZM45 183H46V181H45ZM81 183H82V182H81ZM183 183H184V182H183ZM183 183H182V184H183ZM24 184H25V183H24ZM74 184H76V183H74ZM77 184H78V183H77ZM77 184H76V185H77ZM85 184H86V183H85ZM105 184H106V183H105ZM148 184H149V183H148ZM162 184H163V183H162ZM188 184H187V185H188ZM207 184H208V183H207ZM52 185H53V184H52ZM56 185H57V184H56ZM62 185H63V184H62ZM67 185H68V184H67ZM81 185H82V184H81ZM135 185H136V184H135ZM210 185H212V184H210ZM213 185H215V184H213ZM220 185H221V184H220ZM227 185H228V184H227ZM2 186H3V185H2ZM22 186H23V185H22ZM31 186H33V185H31ZM68 186H69V185H68ZM79 186H80V185H79ZM84 186H85V185H84ZM125 186H126V185H125ZM161 186H162V185H161ZM164 186H165V185H164ZM175 186H176V185H175ZM184 186H185V185H184ZM228 186H229V185H228ZM244 186H245V185H244ZM255 186H256V185H254V187H255ZM257 186H258V185H257ZM29 187H30V186H29ZM34 187H35V186H34ZM105 187H106V186H105ZM107 187H108V186H107ZM122 187H123V186H122ZM185 187H186V186H185ZM190 187H191V186H190ZM192 187H193V186H192ZM221 187H222V186H221ZM235 187H236V186H235ZM8 188H9V187H8ZM8 188H7V190H8ZM31 188H32V187H31ZM41 188H42V187H41ZM76 188H77V187L75 186V189H76ZM87 188H88V187H87ZM116 188H117V187H116ZM123 188H125V187H123ZM207 188H208V187H207ZM240 188L243 190L242 187H240ZM258 188H259V187H258ZM24 189H25V188H24ZM63 189H64V188H63ZM104 189H105V188H104ZM133 189L135 190V186L133 187ZM139 189H140V188H139ZM139 189H137V190L139 191ZM215 189H216V188H215ZM228 189H229V188H228ZM4 190H5V189H4ZM36 190H37V189H36ZM61 190H62V189H61ZM72 190H73V189H72ZM108 190H109V189H108ZM108 190H107V191H108ZM142 190H143V189H142ZM46 191H47V190H46ZM50 191H51V190H50ZM73 191H74V190H73ZM132 191H133V190H132ZM211 191H212V190H211ZM36 192H37V191H36ZM51 192H52V191H51ZM65 192H66V191H65ZM71 192H72V191H71ZM78 192H79V191H78ZM144 192H145V191H144ZM152 192H153V191H152ZM52 193H53V192H52ZM61 193H62V192H61ZM75 193H76V192H75ZM82 193H83V192H82ZM93 193H94V192H93ZM129 193H130V191H129ZM131 193H132V192H131ZM172 193H173V192H172ZM181 193H182V192H181ZM181 193H180V194H181ZM191 193H192V192H191ZM213 193H214V192H213ZM15 194H16V193H15ZM39 194H40V193H39ZM104 194H105V193H104ZM120 194H122V193L120 192ZM120 194H119V195H120ZM140 194H141V193H140ZM140 194H139V195H140ZM144 194H145V193H144ZM188 194H189V193H188ZM194 194H195V193H194ZM50 195H51V193H50ZM92 195H93V194H92ZM94 195H95V194H94ZM131 195H132V194H131ZM196 195H197V194H196ZM205 195H206V194H205ZM222 195H223V194H222ZM121 196H122V195H121ZM133 196H134V195H133ZM211 196L213 197V195H211ZM0 197H1V196H0ZM23 197H24V196H23ZM45 197H46V196H45ZM118 197H120V196H118ZM245 197L247 198L246 195H245ZM53 198H54V197H53ZM80 198H81V197H80ZM134 198H136V197L134 196ZM140 198H141V197H140ZM163 198H164V197H163ZM166 198H168V197H166ZM3 199H4V198H3ZM37 199H38V198H37ZM104 199H105V198H104ZM116 199H117V198H116ZM32 200H33V199H32ZM50 200H51L52 203H47V205L52 206L53 209H56L57 207H58L59 209H61V212H62L63 216L66 215L65 217H67V216H70V217H71V216L74 214V213H68L69 211H68V212H65L66 210H68V207H67L66 204H64V205H58L57 202H56V200H54V199H52V198H50ZM71 200H72V199H71ZM107 200H109V199H107ZM235 200H236V199H235ZM37 201H38V200H37ZM68 201H70V200H68ZM81 201H82V200H81ZM90 201H91V200H90ZM104 201H105V200H103L102 203H105V202H106V201H105V202H104ZM150 201H151V200H150ZM212 201H213V200H212ZM22 202H23V201H22ZM58 202H59V201H58ZM73 202H74V201H73ZM108 202H109V201H108ZM108 202H106V203H108ZM115 202H116V200H115ZM140 202H141V201H140ZM163 202H164V201H163ZM255 202H256V201H255ZM29 203H30V202H29ZM68 203H69V202H68ZM116 203H117V202H116ZM120 203H121V202H120ZM131 203H132V202H131ZM131 203H130V204H131ZM157 203H160V202H157ZM161 203H162V202H161ZM229 203H230V202H229ZM231 203H232V202H231ZM73 204H74V203H73ZM80 204H81V202L78 201L76 207H79V208H76V207H75L74 209H78V211L81 210V209H80V208H81V205H80ZM111 204H112V203H111ZM117 204H118V203H117ZM130 204H129V205H130ZM137 204H138V203H137ZM163 204H165V203H163ZM227 204H228V202H227ZM38 205H39V204H38ZM84 205H85V204H84ZM234 205H236V204H234ZM8 206H9V205H8ZM19 206H20V205H19ZM62 206H64V207H62ZM123 206H124V204H123ZM144 206H145V205H144ZM161 206H162V204H161ZM22 207H23V206H22ZM35 207H36V205H35ZM94 207H95V206H94ZM106 207H107V206H106ZM215 207H216V206H215ZM255 207H257V206H255ZM33 208H34V207H33ZM36 208H37V207H36ZM88 208H89V207H88ZM224 208H225V206H224ZM224 208H223V209H224ZM25 209H26V208H25ZM53 209H52V210H53ZM82 209H83V208H82ZM89 209H90V208H89ZM97 209H98V207H97ZM113 209H114V208H113ZM117 209H118V208H117ZM144 209H145V208H144ZM223 209H222V210H223ZM235 209H236V208H235ZM237 209H238V208H237ZM254 209H255V208H254ZM110 210H111V208H110ZM128 210H129V209H128ZM220 210H221V209H220ZM258 210H259V209H258ZM26 211H27V209H26ZM108 211H109V209H108ZM111 211H112V210H111ZM143 211H144V210H143ZM143 211H142V212H143ZM44 212H45V211H44ZM61 212H60V213H61ZM87 212H88V211H87ZM223 212H224V211H223ZM238 212H239V211H238ZM60 213H59V214H60ZM67 213H68V215H67ZM80 213H81V212H80ZM108 213H109V212H108ZM108 213H107V214H108ZM114 213H115V212H114ZM114 213L112 212L113 215H114ZM135 213H136V212H135ZM144 213H145V212H144ZM256 213H257V212H256ZM56 214H57V213H56ZM85 214H86V213H85ZM97 214H98V212H97ZM154 214H155V213H154ZM77 215H78V214H77ZM126 215H127V214H126ZM131 215H132V214H131ZM145 215H146V213H145ZM147 215H148V213H147ZM151 215H153V214H151ZM155 215H158V214H155ZM20 216H22V215H20ZM45 216H46V215H45ZM86 216H87V215H86ZM98 216H99V215H98ZM102 216H103V215H102ZM53 217H54V215H53ZM143 217H144V216H143ZM149 217H150V216H149ZM19 218H20V217H19ZM56 218H57V217H56ZM67 218H68V217H67ZM82 218H83V217H82ZM103 218H104V217H103ZM106 218H108V217H106ZM138 218H139V217H138ZM138 218H137V219H138ZM155 218H156V217H155ZM7 219H8V218H7ZM10 219H11V218H10ZM96 219H97V218H96ZM108 219H109V218H108ZM117 219H118V218H117ZM157 219H158V217H157ZM233 219H234V218H233ZM241 219H243V218H241ZM23 220H24V219H23ZM105 220H106V219H105ZM152 220H153V219H152ZM237 220H238V219H237ZM237 220H236V221H237ZM75 221H76V220H75ZM108 221H109V220H108ZM108 221H107V222H108ZM248 221H249V220H248ZM16 222H18V220H17ZM16 222H15V223H16ZM20 222H21V221H20ZM57 222H58V221H57ZM94 222H95V221H94ZM96 222H97V221H96ZM110 222H111V220H110ZM110 222H109V223H110ZM64 223H65V222H64ZM109 223H108V224H109ZM113 223H114V222H113ZM121 223H122V222H121ZM236 223H237V222H236ZM238 223H239V221H238ZM2 224H4V223H2ZM11 224H12V223H11ZM84 224H85V223H84ZM240 224H242V222H241ZM90 225H91V224H90ZM93 225H94V224H93ZM96 225H97V223H96ZM113 225H114V224H113ZM122 225H123V224H122ZM152 226H153V225H152ZM95 228H97V227H95ZM98 228H99V227H98ZM101 228H102V227H101ZM101 228H100V229H101ZM237 228H238V227H237ZM77 229H78V228H77ZM100 229H99V230H100ZM107 229H109V228H107ZM112 229H113V228H112ZM140 229H141V228H140ZM240 229H241V228H240ZM17 230H18V229H17ZM102 230H103V229H102ZM114 230H116V229H114ZM114 230H113V231H114ZM131 230H132V229H131ZM242 230H243V229H242ZM108 231H109V230H108ZM108 231H107V232H108ZM116 231H117V230H116ZM52 232H53V231H52ZM101 232H102V231H101ZM148 232H149V231H148ZM115 233H116V232H115ZM78 234H79V233H78ZM108 234H109V233H108ZM112 234H113V233H112ZM117 234H118V233H116V235H117ZM92 235H93V234H92ZM100 235H101V233H100ZM100 235H99V237H100ZM105 235H106V234H105ZM105 235H104V236H105ZM110 235H111V234H110ZM113 235H114V234H113ZM116 235H114V236L111 235V236H112L113 238H114V237L116 238V237H117ZM14 236H15V234H14ZM144 236H145V235H144ZM152 236H153V235H152ZM106 237H107V235H106ZM75 238H76V237H75ZM115 238H114V239L111 238V239H112V240H115ZM117 238H118V237H117ZM117 238H116V239H117ZM118 239H119V238H118ZM150 239H151V238H150ZM96 240H97V239H96ZM97 241H98V240H97ZM110 241H111V240H110ZM110 241H109V243H110ZM115 241H116V240H115ZM102 242H103V240H102ZM104 242L106 243L105 240H104ZM107 242H108V241H107ZM112 242H114V241H112ZM147 242H148V241H147ZM98 243H99V241H98ZM119 243H121V241H119ZM119 243H116V244L119 245ZM175 243H176V242H175ZM180 243H181V242H180ZM180 243H179V244H180ZM79 244H80V243H79ZM113 244H114V243H113ZM63 245H64V244H63ZM107 245H108V243H107ZM107 245H106V246H107ZM120 245H121V244H120ZM123 245H124V243H123ZM60 246H61V245H60ZM67 246H68V245H67ZM100 246H101V245H100ZM103 246H104V245H103ZM175 246H176V245H175ZM175 246H174V248H175ZM177 246H178L177 249H180V248H179V245H177ZM180 246H181V245H180ZM63 247H64V246H63ZM104 247H105V246H104ZM104 247H103V251L107 249V248L104 249ZM122 247H123V246H122ZM71 248H72V247H71ZM114 248H115V247L113 246V249H114ZM175 249H176V248H175ZM177 249H176V250H177ZM120 250H121V249H120ZM160 250H161V249H160ZM172 250H173V249H172ZM180 250H181V249H180ZM180 250H179V251H180ZM113 251H114V250L109 251V252H113ZM116 251H118V250H116ZM177 251H178V250H177ZM59 252H60V251H59ZM119 252H120V251H119ZM119 252H118V253H119ZM122 252H123V249H122ZM154 252H155V251H154ZM158 252H159V251H158ZM191 252H192V251H191ZM193 252L195 253V251H193ZM106 253H107V252H106ZM170 253H171V252H170ZM103 254H104V253H103ZM107 255H108V254H106V257H105V255H104V257L107 258ZM76 257H77V256H76ZM189 257H190V254H188V258H189ZM191 257H192V256H191ZM194 257H195V256H194ZM224 258H225V256H224ZM66 259H67V258H66ZM81 259H82V257H81ZM191 259H192V258H191ZM193 259H194V258H193ZM193 259H192V260H193ZM195 259H196V257H195ZM28 260H29V259H28ZM106 260H109V261L112 262L113 259H111V260H110V259H106ZM106 260H105V261H106ZM222 260H223V259H222ZM117 261H118V260H117ZM193 261H196V262H197V260H193ZM193 261H192V262H193ZM102 262H103V261H102ZM190 262H191V261H190ZM28 263H29V262H27V264H28ZM106 263H107V261H106ZM174 263H176V262H174ZM18 264H19V262H18ZM103 264H104V263H103ZM107 264H108V263H107ZM187 264H188V263H187ZM192 264H193V263H192Z\"/></svg>",
	"mask_w": 264,
	"mask_h": 264
}]
</instances>
